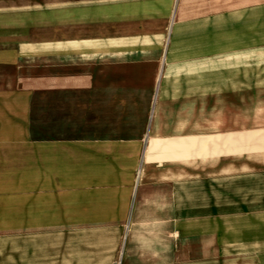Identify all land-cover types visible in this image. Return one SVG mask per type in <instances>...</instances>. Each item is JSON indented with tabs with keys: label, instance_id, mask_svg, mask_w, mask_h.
<instances>
[{
	"label": "crops",
	"instance_id": "0c3cea01",
	"mask_svg": "<svg viewBox=\"0 0 264 264\" xmlns=\"http://www.w3.org/2000/svg\"><path fill=\"white\" fill-rule=\"evenodd\" d=\"M250 146L264 147V0L0 10V227L17 243L3 264H264Z\"/></svg>",
	"mask_w": 264,
	"mask_h": 264
},
{
	"label": "rangeland",
	"instance_id": "374dc122",
	"mask_svg": "<svg viewBox=\"0 0 264 264\" xmlns=\"http://www.w3.org/2000/svg\"><path fill=\"white\" fill-rule=\"evenodd\" d=\"M20 0H0V10H2L3 8L5 9V7H9L11 5H18V2ZM235 152H237V154H241V148H238L237 150L234 149ZM243 152V151H242ZM258 152H264V147L260 146V147H257V146H250L249 148V153L250 154H258ZM218 153V152H217ZM213 226V225H212ZM5 228H2L0 227V264H3V259H2V251L3 250H7V247H10V250L13 252L11 253L14 254V252H16L17 250V243H4L3 242V237L5 235H3V232ZM212 230V233H213V227H202V232H205L207 231L209 233V231ZM12 240V239H10ZM201 241L203 243V248L204 246H210L213 250V234H211V236L209 235H203L202 238H201ZM15 256V255H13ZM5 262H10V264H18V260L17 258H10V259H7L5 260ZM211 262V263H210ZM203 264H213V260H203Z\"/></svg>",
	"mask_w": 264,
	"mask_h": 264
},
{
	"label": "bare ground",
	"instance_id": "6f19581e",
	"mask_svg": "<svg viewBox=\"0 0 264 264\" xmlns=\"http://www.w3.org/2000/svg\"><path fill=\"white\" fill-rule=\"evenodd\" d=\"M147 41V40H146Z\"/></svg>",
	"mask_w": 264,
	"mask_h": 264
}]
</instances>
